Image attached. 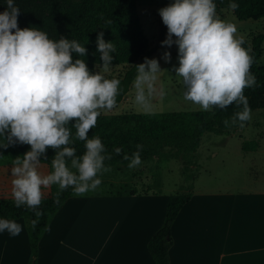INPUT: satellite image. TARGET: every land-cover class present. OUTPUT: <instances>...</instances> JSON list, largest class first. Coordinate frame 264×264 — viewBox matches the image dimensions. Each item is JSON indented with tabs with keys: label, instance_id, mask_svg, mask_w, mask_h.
I'll return each instance as SVG.
<instances>
[{
	"label": "clouds",
	"instance_id": "clouds-1",
	"mask_svg": "<svg viewBox=\"0 0 264 264\" xmlns=\"http://www.w3.org/2000/svg\"><path fill=\"white\" fill-rule=\"evenodd\" d=\"M0 12V148L26 144L30 149L11 159V196L15 207H25L35 214L33 227L45 213L41 209L45 190L56 186L53 202L61 203V194L71 189L77 196L96 191L102 175L111 171L105 164L106 153L99 135L89 136L102 111L117 105L122 91L118 78H108L116 45L97 35V51L102 64L90 71L85 59L88 49L77 39L61 36L52 39L37 27L18 25L20 8L16 0H4ZM215 0H173L158 10L167 26L162 46L178 47V66L173 65L175 78L183 85V99L199 105L203 111L226 109L235 104V111L224 120L226 127L239 125L251 118L245 88L256 86L250 71L252 57L236 35L234 23L221 19ZM228 8H239L229 0ZM75 53L76 57H73ZM162 59L171 61L165 51ZM132 86L134 102L143 111L151 112L152 97L161 69L159 59L144 58L135 66ZM74 130V131H73ZM83 142L84 152L77 155L73 146ZM127 154V167L141 164L140 149ZM55 150L50 160L51 171L41 172L42 157ZM119 154L120 147L114 148ZM50 215V214H49ZM23 226L15 219L0 217V233L10 236L21 233Z\"/></svg>",
	"mask_w": 264,
	"mask_h": 264
},
{
	"label": "trees",
	"instance_id": "trees-1",
	"mask_svg": "<svg viewBox=\"0 0 264 264\" xmlns=\"http://www.w3.org/2000/svg\"><path fill=\"white\" fill-rule=\"evenodd\" d=\"M236 2L239 8L232 11L237 20L264 21V0H236ZM16 3L20 8L19 27L40 28L52 39L63 36L68 39H77L81 43H86L88 39L85 45L88 49L85 59L90 71H96L97 64L103 63L97 51L98 33L103 32L105 41L115 43L116 51L113 53L112 66L134 65L123 77L118 78L121 81L122 91L117 96V105L130 91L136 75L135 66L155 52L150 48V41L142 27L136 0H16ZM215 3L217 7L226 9L229 0H215ZM5 8L4 0H0V12H3ZM243 41V46L252 57L250 71L256 76L257 81L256 86L245 88L244 93L248 98L251 112L264 110V65L260 64L263 55L264 24L263 33L254 36L251 43L246 39ZM73 57L78 58L75 53ZM238 110L233 104L226 109L215 108L209 112H174L164 115L157 121H151L148 116L135 113L100 115L95 128L89 130V136L97 134L101 137L106 153H110L112 157L106 160L105 164L118 171L127 168L129 161L124 159V155L131 157L132 153L138 151L136 147L138 144L143 145V148L139 150L142 162L156 157L162 150L169 148L175 150L177 155L183 154L190 163H194L205 133L220 135L243 128L238 124L231 127L224 125V120ZM247 124L248 121L244 123V126ZM73 146L77 150V155L84 152L82 141H78ZM116 147L121 148L119 154L114 151ZM29 149L30 145L17 143L7 148H0V155L22 154ZM54 152L55 150L49 148L46 153L47 160L45 161L42 157L40 166H51L50 160ZM56 190L52 189L49 196L43 199L40 207L45 214L39 218L35 227L31 223L36 219L33 212L25 207H15L13 200H0V217L27 220L34 258L38 256L39 242L48 227L51 216L74 195L69 188L61 194V203L56 205L53 202V194ZM135 190L132 185L129 191L110 194L134 195ZM191 198V193L174 194L170 197L165 222L148 245L155 264L171 263L170 250L174 244L172 226Z\"/></svg>",
	"mask_w": 264,
	"mask_h": 264
},
{
	"label": "crops",
	"instance_id": "crops-1",
	"mask_svg": "<svg viewBox=\"0 0 264 264\" xmlns=\"http://www.w3.org/2000/svg\"><path fill=\"white\" fill-rule=\"evenodd\" d=\"M147 183L134 182V195L70 197L51 216L36 258L27 220L15 219L23 229L0 233V264H155L148 245L172 194ZM189 193L172 226L170 264H264V188Z\"/></svg>",
	"mask_w": 264,
	"mask_h": 264
},
{
	"label": "rangeland",
	"instance_id": "rangeland-1",
	"mask_svg": "<svg viewBox=\"0 0 264 264\" xmlns=\"http://www.w3.org/2000/svg\"><path fill=\"white\" fill-rule=\"evenodd\" d=\"M142 27L150 41V48L154 53L149 58L159 59L161 69L156 82V93L152 97L153 108L145 112L134 102V88L131 86L124 100L111 111H102L101 115L115 116L135 113L145 115L151 121L160 120L164 115L174 112L203 111L199 105L183 99L184 87L175 78L173 65L178 66V47L162 46L166 39L167 26L163 24L158 10L167 6L173 0H136ZM221 19L234 23L237 27L236 35L251 43L254 36L263 33L264 21H239L229 8H216ZM165 51L171 53V61L162 59ZM141 61L140 63H143ZM260 64L264 65L263 55ZM133 64L112 66L106 73L108 78L123 77ZM95 70L98 71L97 66ZM209 112V111H205ZM16 155H0V200H12L11 196V159ZM197 158L190 163L183 154L166 148L156 157L142 162L135 168L128 167L123 171L111 169L102 175V184L96 191L86 194H110L125 192L131 189L134 182L147 181L152 185L162 183L165 193L186 194L197 191L219 189L239 190L264 188V110L251 112L248 124L224 134L205 133L201 139ZM42 165V164H41ZM41 172L51 171V166H40ZM53 185L45 190L49 196Z\"/></svg>",
	"mask_w": 264,
	"mask_h": 264
}]
</instances>
